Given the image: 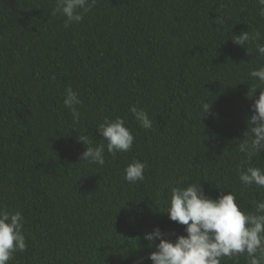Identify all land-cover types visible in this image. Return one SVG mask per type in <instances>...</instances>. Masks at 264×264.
I'll return each instance as SVG.
<instances>
[{"label": "trees", "instance_id": "trees-1", "mask_svg": "<svg viewBox=\"0 0 264 264\" xmlns=\"http://www.w3.org/2000/svg\"><path fill=\"white\" fill-rule=\"evenodd\" d=\"M54 7L0 0V208L22 213L27 243L9 264H151L145 233L186 235L166 213L173 186L234 193L243 211L264 199L239 180L242 162L264 171V152L248 161L239 151L260 93L248 98L249 72L264 57L255 42L232 41L259 31L264 43L257 0H96L67 28ZM69 86L82 101L78 122L63 105ZM117 117L135 139L113 156L97 127ZM82 136L105 146L103 166L80 161ZM133 160L147 165L136 184L124 179Z\"/></svg>", "mask_w": 264, "mask_h": 264}, {"label": "clouds", "instance_id": "clouds-1", "mask_svg": "<svg viewBox=\"0 0 264 264\" xmlns=\"http://www.w3.org/2000/svg\"><path fill=\"white\" fill-rule=\"evenodd\" d=\"M257 3L259 15L264 17V0H257ZM95 4L96 0H55L51 14L62 15L67 28L82 22ZM260 40L259 31H243L232 38L233 43L243 48L255 42L257 54L264 57V43H259ZM249 76L254 83L248 98L251 99L257 89L260 93L250 106L248 128L239 144V151L246 155L248 161L264 152V66L250 70ZM63 95L64 107L70 111L73 121L78 122V106L82 104L78 93L69 86ZM210 109L211 103L204 102L201 116L210 113ZM129 111L141 128L146 131L152 129L153 121L144 109L132 106ZM97 132L107 141V152L113 156L132 149L135 137L120 117L115 120L105 118ZM78 141L89 145L84 146L80 161L99 166L105 164L103 144L93 147L87 136ZM146 167V163L133 160L124 169V179L131 184L143 182ZM239 180L248 187L264 188V171L252 166L244 168L242 162ZM253 203L252 211H243L234 193L221 192L218 198L212 199L205 194L200 182L189 183L186 187L173 186L166 213L169 220L185 226L186 235H178L172 242L165 238L166 234L159 227L145 233L143 239L149 242L148 247L156 249L149 253L148 259L151 264H221L224 258L245 255L247 264H264V199ZM23 225L24 217L20 211L0 208V264H9L14 253L27 249Z\"/></svg>", "mask_w": 264, "mask_h": 264}, {"label": "water", "instance_id": "water-1", "mask_svg": "<svg viewBox=\"0 0 264 264\" xmlns=\"http://www.w3.org/2000/svg\"><path fill=\"white\" fill-rule=\"evenodd\" d=\"M145 258H147V257H145Z\"/></svg>", "mask_w": 264, "mask_h": 264}]
</instances>
